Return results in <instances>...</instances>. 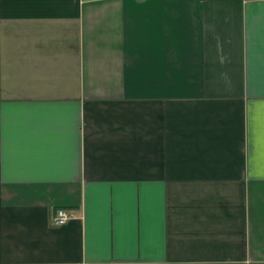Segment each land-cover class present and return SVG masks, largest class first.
<instances>
[{
    "label": "crops",
    "instance_id": "1",
    "mask_svg": "<svg viewBox=\"0 0 264 264\" xmlns=\"http://www.w3.org/2000/svg\"><path fill=\"white\" fill-rule=\"evenodd\" d=\"M0 264H264V0H0Z\"/></svg>",
    "mask_w": 264,
    "mask_h": 264
},
{
    "label": "built area",
    "instance_id": "2",
    "mask_svg": "<svg viewBox=\"0 0 264 264\" xmlns=\"http://www.w3.org/2000/svg\"><path fill=\"white\" fill-rule=\"evenodd\" d=\"M71 215L64 208H58L55 213L52 215L51 223L53 225H61L64 224L68 219H70Z\"/></svg>",
    "mask_w": 264,
    "mask_h": 264
}]
</instances>
